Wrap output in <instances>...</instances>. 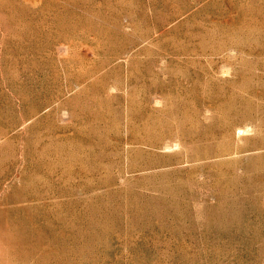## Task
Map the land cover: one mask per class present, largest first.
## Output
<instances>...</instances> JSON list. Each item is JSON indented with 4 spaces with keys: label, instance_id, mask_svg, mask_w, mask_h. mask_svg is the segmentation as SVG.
Masks as SVG:
<instances>
[{
    "label": "rangeland",
    "instance_id": "obj_1",
    "mask_svg": "<svg viewBox=\"0 0 264 264\" xmlns=\"http://www.w3.org/2000/svg\"><path fill=\"white\" fill-rule=\"evenodd\" d=\"M0 264H264V0H0Z\"/></svg>",
    "mask_w": 264,
    "mask_h": 264
}]
</instances>
